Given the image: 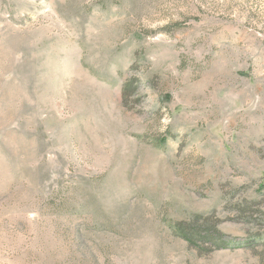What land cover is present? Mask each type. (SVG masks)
<instances>
[{
  "label": "rangeland",
  "instance_id": "374dc122",
  "mask_svg": "<svg viewBox=\"0 0 264 264\" xmlns=\"http://www.w3.org/2000/svg\"><path fill=\"white\" fill-rule=\"evenodd\" d=\"M0 264H264V0H0Z\"/></svg>",
  "mask_w": 264,
  "mask_h": 264
},
{
  "label": "trees",
  "instance_id": "16d2710c",
  "mask_svg": "<svg viewBox=\"0 0 264 264\" xmlns=\"http://www.w3.org/2000/svg\"><path fill=\"white\" fill-rule=\"evenodd\" d=\"M177 224V227H174V231H176L178 235L184 238L191 245L196 246L194 241L198 237L199 233L203 236L208 235L207 232H204L201 229L200 224L195 219H193L191 222H188V225L191 226L190 228H187V225L184 221H180ZM204 240L206 239L204 238Z\"/></svg>",
  "mask_w": 264,
  "mask_h": 264
}]
</instances>
